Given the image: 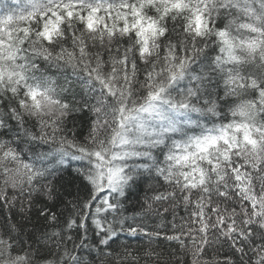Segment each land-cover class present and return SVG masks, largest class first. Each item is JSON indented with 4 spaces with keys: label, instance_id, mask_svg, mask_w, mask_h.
<instances>
[{
    "label": "snow or ice",
    "instance_id": "snow-or-ice-1",
    "mask_svg": "<svg viewBox=\"0 0 264 264\" xmlns=\"http://www.w3.org/2000/svg\"><path fill=\"white\" fill-rule=\"evenodd\" d=\"M0 264H264V0H0Z\"/></svg>",
    "mask_w": 264,
    "mask_h": 264
}]
</instances>
